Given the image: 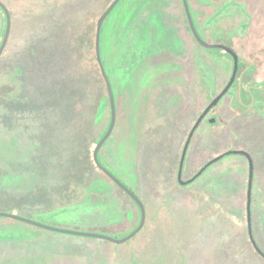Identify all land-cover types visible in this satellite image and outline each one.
Instances as JSON below:
<instances>
[{
  "label": "rangeland",
  "instance_id": "374dc122",
  "mask_svg": "<svg viewBox=\"0 0 264 264\" xmlns=\"http://www.w3.org/2000/svg\"><path fill=\"white\" fill-rule=\"evenodd\" d=\"M2 1L10 11L12 29L0 56V210L34 215L39 210H53V213L64 206L76 207L78 211H73L71 217L76 222L85 219L80 228L104 230L102 232L114 237L124 236L137 220L138 210L130 197L100 175L91 158L96 135L109 120L107 98L101 115L95 120L93 118L99 104L100 78L91 50L96 17L109 0ZM31 8L36 11L32 26L28 13ZM51 20L55 23L54 27ZM3 30L4 15L0 11V41ZM50 36L52 39L55 36L59 44L65 43L70 49L72 71L61 60L67 56L65 47L58 45V53L63 54L59 55L58 62L45 56L50 49L49 44H45ZM32 38L36 39L33 45L30 43ZM28 46L35 48L34 58L29 57ZM18 67L27 69L26 75L30 71L29 78L26 77L30 86L35 85L36 80L41 84L40 70L43 76L50 70L55 83L60 81L61 74H65L66 80L80 86L82 106L74 109L70 107L71 83L65 82V89L55 90L54 93L57 107L64 110L61 111L63 114L59 113L58 121L61 117L66 121L67 117H71V113H66L67 108L73 111L72 116L77 121L71 124L73 131L70 132L68 126L70 134L66 133L64 125H53L48 129L50 140H58L63 147L60 161L59 157L58 161H50L46 153L52 147H44L42 152L38 150L35 143L37 113L28 109L19 110L18 106L16 110L3 111V100L14 98L21 91L22 78L17 72ZM105 69L111 79L114 78L117 71L110 62L105 63ZM45 80L43 77V82ZM227 131L218 130L216 136L215 133H203L201 147L205 149L218 144L219 148H223L233 144L254 148L256 180L252 216L255 240L264 249V143L260 141L259 145L249 140L246 129H235L233 138ZM159 132L163 134L159 135ZM164 132L165 129L154 130L151 134L154 146L149 148L153 150V155L144 156L139 162L125 156L114 163L116 170L117 165L125 169V174L129 176L125 180L133 186L145 205L146 220L141 231L121 243H113L100 237L36 227L40 233L26 241L29 246L1 257L0 264H51L55 261L52 258L71 264H99L110 254L117 256L131 251L152 252L154 264H264V259L253 249L247 234L245 160L225 156V160L212 165L195 182L179 185L175 177L177 146L164 142ZM65 135L72 138L66 141ZM211 136L216 138L214 145ZM74 145L80 151L78 155L70 156L66 152L72 151ZM103 185L108 188L103 189ZM128 213L130 218H127ZM62 215L64 212L60 213L59 220ZM39 218L47 222L58 221L57 217L48 218L46 215ZM35 253L36 258H33Z\"/></svg>",
  "mask_w": 264,
  "mask_h": 264
},
{
  "label": "flooded vegetation",
  "instance_id": "af4514ba",
  "mask_svg": "<svg viewBox=\"0 0 264 264\" xmlns=\"http://www.w3.org/2000/svg\"><path fill=\"white\" fill-rule=\"evenodd\" d=\"M107 5L103 7L101 12ZM114 9L116 10L112 12ZM7 10L10 17V34L12 21L8 7ZM0 11L4 15L5 30V14L1 8ZM53 22L51 20L52 25L55 24ZM94 36L95 24L91 50L96 70L99 73L94 56ZM40 43H42V39H40ZM45 44H49L50 48L45 56L51 61L56 59V62H58L59 55L63 56L62 52L58 53V47H65L67 56L61 60L66 62L69 70H73L74 67L71 68L73 55L65 43L59 44L55 36L54 39L50 36V40L46 41ZM99 51L103 66L105 67V63L110 62L117 71L112 79L106 71L113 88L116 118L111 133L98 149L99 162L137 194L133 186L125 180L126 177H129L125 174V169L121 165H117L116 170L114 163L116 160L117 162L121 161L125 156L133 158V162H139L143 161L144 156L147 158L153 155V150L149 146H154V136H152L154 130L165 129L164 142L167 143L168 141V144L170 142V145L177 146L176 154L178 153V156L175 164V177L179 185L185 186L195 182L212 165L225 160L223 159L225 156L241 158L245 160L247 174L245 204L247 227V188L251 161L249 215L251 232L255 239L252 216L256 180L254 148L252 149L251 146L246 145L237 147L233 144L223 148L220 146L219 148L218 144L213 146L216 143V138L212 136L211 143H213V147L202 149L201 143L203 133H211V135L215 133L216 136L218 130L226 129L230 131V134L228 133L229 137L233 138L234 130L237 128L246 129L247 133L245 134L249 140L258 142L259 145L260 141L264 143V0H118L102 22ZM69 60L71 61L69 62ZM23 69L18 67L17 70L22 78L21 91L16 97L3 100V111L16 110V105L10 106L9 102L21 99L22 104L29 96V93L24 90L26 75L23 72L25 69ZM44 73L43 76L40 70L41 84L37 80L35 83L38 99L34 104L21 105L16 108H20L19 110L28 109L37 113L38 123L35 129L37 139L35 143L39 152H42L44 147L46 149L52 147L53 149L47 150L46 154L51 159L50 161L55 162L60 161L62 158L63 147L58 144V140L54 141V138L50 140L47 133L48 129H51L53 125H64L67 128L66 133L70 134L73 131L71 130L73 126L69 121L72 120L73 111L67 108L66 113H71V117H67V121L61 117V120L58 121L59 113L63 114L64 112L61 111L64 110H59L61 107L55 105L57 99L54 97V93H56L55 90L62 91L65 89L63 85L65 82L67 84L71 83L72 86L73 83L65 79V74H61L60 81L55 83V77L50 74V70ZM43 77L46 79L44 82ZM99 78L101 82L99 80L98 84H100L101 91L99 89V96H97L99 104L94 120L103 112L106 98L108 101L105 83L100 73ZM49 94H51V97L53 96L55 102H51L50 98L48 101L43 102L42 97ZM108 107L110 119L109 101ZM108 123L101 132L97 133L94 146L105 133ZM162 124H165V126L160 127ZM68 126H70V132ZM162 134L163 132H159V135ZM65 137L66 141L72 138V136L68 138V135H65ZM183 150H185V153L181 167V179L193 178L185 184H181L177 178ZM229 150H242L248 156L243 153L225 154ZM221 154H223L221 157L208 164L198 174V171L209 160ZM171 160H174V158ZM92 163L94 168L101 172L100 175L115 187L121 189L94 164L93 160ZM107 188L106 186L103 187V189ZM124 193L127 195L126 192ZM130 199L138 210V218L130 227V231H132L140 221V209L131 197ZM143 206L146 218L144 203ZM52 211L39 210L34 215L16 213L37 223L0 216L5 218L0 219V250H2L0 258L9 256L8 253L12 251L18 250L20 252L24 247H28L29 245L25 244L26 241L31 240L40 233L37 228L57 231L44 227L40 223L52 227L90 231L80 228L85 220L84 218L76 222L71 217V213L73 211L77 212L78 208L64 206L54 210L56 212L52 213ZM63 212L64 215L59 220L60 213L63 214ZM43 215L48 218L57 217L58 221L47 222L41 220L39 217ZM127 218H130L129 213ZM142 229L143 226L134 235ZM92 231L104 233L102 232L104 230L95 229ZM255 241L264 252L257 240ZM21 252H24V250ZM152 254V252L142 251H131L117 256L110 254L99 264H154ZM32 256L36 258V253ZM261 257L264 259L263 256ZM52 259L55 261L51 264H71L65 260ZM46 264L49 263L46 262Z\"/></svg>",
  "mask_w": 264,
  "mask_h": 264
},
{
  "label": "water",
  "instance_id": "95a60500",
  "mask_svg": "<svg viewBox=\"0 0 264 264\" xmlns=\"http://www.w3.org/2000/svg\"><path fill=\"white\" fill-rule=\"evenodd\" d=\"M117 1L118 0H110L108 5L106 6V8L97 16L96 22H95L94 56H95V60H96L97 66L99 68V73H100V75H101V77H102V79H103V81L105 83L106 92H107V95H108L109 106H110V119H109L108 127H107L105 133L97 141L96 145L94 146V149H93V152H92V160H93L94 164L100 170H102L113 182H115L124 192L127 193L128 196H130L134 200V202L137 204V206L140 209V221H139L137 226L132 231H130L129 233H127L126 235H124L121 238H116V237H113L111 235H107V234L99 233V232H93V231H82V230H78V229L52 227V226H48V225H45V224H42V223H40V225H42L44 227L52 228L53 230L65 232V233H71V234H77V235H86V236H95V237L104 238V239H107V240H110V241H113V242H122V241H125L128 238L132 237L143 226L144 219H145V209H144L142 201L137 196V194L133 190L128 188L122 181L117 179V177H115L106 167H104L99 162V159H98V149L101 146V144L104 142V140L108 137V135L111 133V131H112L113 127H114L115 118H116L115 98H114V94H113V88H112V85H111L110 80L108 78V74L106 72L105 67L103 66V63H102V60H101V57H100L99 36H100V29H101L102 22H103L104 18L109 14V12L115 6ZM0 8L3 10V12L5 14V18H6V26H5V30H4V35H3L2 41L0 42V53H1L3 48H4V46H5V43H6L8 34H9L10 17H9V13H8L7 7L5 6V4L1 0H0ZM186 11H187V9H186ZM187 14H188V11H187ZM188 18H189V15H188ZM231 52H232V50H231ZM184 153H185V150H183V153H182V156H181V161L179 163V171H178V175H177V178H178V180H179V182L181 184H185V183H187V182H189V181H191L193 179V178L188 179V180H182L181 179V167H182V161H183V158H184ZM229 153H243L246 156H248V154L245 153L242 150H229V151L225 152V154H229ZM222 155L223 154L215 156L211 160H209L198 171V174L208 164H210L211 162L217 160ZM251 177H252V164H251V161H250V172H249L248 188H247V207H246L247 229H248L249 239H250L251 244L253 245L254 249L256 250L257 253H259L261 256L264 257V252L258 247L255 239L252 236V232H251V222H250V215H249ZM0 216H7V217L15 218V219L24 220V221H27V222L37 223V222H35V221L31 220V219H28L26 217H23V216H21L19 214L13 213V212L0 211Z\"/></svg>",
  "mask_w": 264,
  "mask_h": 264
},
{
  "label": "trees",
  "instance_id": "16d2710c",
  "mask_svg": "<svg viewBox=\"0 0 264 264\" xmlns=\"http://www.w3.org/2000/svg\"><path fill=\"white\" fill-rule=\"evenodd\" d=\"M105 1H107V0H105ZM28 13H29L30 25L32 26L33 22L35 21L36 11H35V9H32L31 8V9L28 10ZM31 41H32V42H30L31 45H33L34 43H36V39L35 38H32ZM28 47L29 48H27V51H28L29 57L30 58L31 57L34 58L36 56V55H34L35 48L34 47L31 48L30 46H28ZM26 71H27V69L25 70V75H26ZM29 73H30V71H28V73L26 75V77L28 76V78H29ZM26 77H25V83H27V86L26 87L24 86V90L27 93H29V96H27V99L24 102H22V104H21V101H22L21 99H20L21 101L20 100H11L9 102V105L10 106H14V105L21 106V105H27V104H34V102L36 101V99H38V91H37V88H36L37 86H35L33 83L32 84H33L34 87L33 86H30V84L28 85V80H27ZM30 79H31V74H30ZM29 81H31V80H29ZM79 88H80V86L78 87V85H73L72 86V90L70 91V94L72 96V101L70 102L71 103L70 104V107L72 106L71 107L72 109L78 107L79 105L82 106V99H83V97H82V94H80V92H79ZM50 95L51 94H49L47 96H43L42 97V99H44L43 102H45V100L48 101L49 98L51 99L50 100L51 102H55V99H53V96L51 97ZM55 105L57 106V101H56ZM72 117H73V119L72 120L70 119L71 121H69V122L70 123H73V124H74V122L77 123L76 119H74L75 116H72ZM75 135H76V133L74 134V136ZM73 147L74 148H72V151L71 150H68L66 152L70 156H72V154H73V156L78 155V153L80 151V148L78 150V147L76 145H74Z\"/></svg>",
  "mask_w": 264,
  "mask_h": 264
}]
</instances>
